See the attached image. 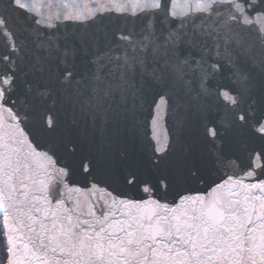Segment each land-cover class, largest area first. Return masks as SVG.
Here are the masks:
<instances>
[{"label":"snow or ice","instance_id":"1","mask_svg":"<svg viewBox=\"0 0 264 264\" xmlns=\"http://www.w3.org/2000/svg\"><path fill=\"white\" fill-rule=\"evenodd\" d=\"M0 264H264V0H0Z\"/></svg>","mask_w":264,"mask_h":264}]
</instances>
